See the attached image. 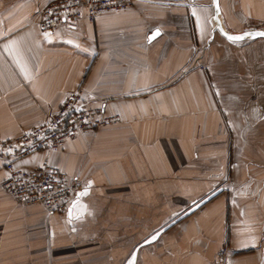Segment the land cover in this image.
<instances>
[{
  "label": "crops",
  "instance_id": "crops-1",
  "mask_svg": "<svg viewBox=\"0 0 264 264\" xmlns=\"http://www.w3.org/2000/svg\"><path fill=\"white\" fill-rule=\"evenodd\" d=\"M51 1L0 0V142L78 89L123 121L0 153L87 189L48 213L0 186V264H264V37L229 41L213 0H136L44 32ZM219 1L226 30H264V0Z\"/></svg>",
  "mask_w": 264,
  "mask_h": 264
},
{
  "label": "built area",
  "instance_id": "built-area-1",
  "mask_svg": "<svg viewBox=\"0 0 264 264\" xmlns=\"http://www.w3.org/2000/svg\"><path fill=\"white\" fill-rule=\"evenodd\" d=\"M136 0H52L40 12V28L50 32L64 23L87 16L94 20L102 12L118 11L134 6ZM203 67L199 60L192 67ZM119 114L106 112L103 105L87 106L80 89L71 92L59 109L44 123L30 127L19 135L0 142V153L20 158L36 151H58L65 142L79 141L84 132L122 123ZM6 173L0 186L25 204L39 203L48 213L66 212L83 189L79 178L70 177L48 159L33 169L16 166L14 160L0 164ZM225 251L220 253L224 256Z\"/></svg>",
  "mask_w": 264,
  "mask_h": 264
},
{
  "label": "water",
  "instance_id": "water-1",
  "mask_svg": "<svg viewBox=\"0 0 264 264\" xmlns=\"http://www.w3.org/2000/svg\"><path fill=\"white\" fill-rule=\"evenodd\" d=\"M213 6H214V21H215V27L216 29L224 36L227 38L228 35L231 36H245L244 39H256V38H263L264 36H258L256 33L264 32L263 29H252V30H247L243 31L240 33H233L228 30H226L221 22L220 19V1L219 0H213ZM158 31H155L152 35L154 37ZM246 33L251 34V35H245ZM243 39V40H244Z\"/></svg>",
  "mask_w": 264,
  "mask_h": 264
},
{
  "label": "snow or ice",
  "instance_id": "snow-or-ice-1",
  "mask_svg": "<svg viewBox=\"0 0 264 264\" xmlns=\"http://www.w3.org/2000/svg\"><path fill=\"white\" fill-rule=\"evenodd\" d=\"M157 34H159V33H157ZM245 35H251V34H248V33H246ZM256 35H258V36H264V32H260V33H256ZM154 38V37H153ZM245 38V36H231V35H228L227 36V39L229 40V41H232V42H236V41H241V40H243ZM79 196H84V195H87V189L84 191V192H81V193H79L78 194ZM71 211V210H70Z\"/></svg>",
  "mask_w": 264,
  "mask_h": 264
}]
</instances>
